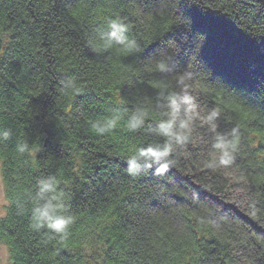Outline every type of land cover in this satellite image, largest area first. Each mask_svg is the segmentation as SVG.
<instances>
[{"label": "trees", "instance_id": "obj_1", "mask_svg": "<svg viewBox=\"0 0 264 264\" xmlns=\"http://www.w3.org/2000/svg\"><path fill=\"white\" fill-rule=\"evenodd\" d=\"M116 16L142 53L92 50L96 28ZM177 35L187 37L177 58L190 69L153 70L157 46ZM186 71L201 112L220 110L218 130L240 126L234 164L206 167L213 137L197 120L167 174L128 176L130 154L165 142L151 130L160 83L178 91ZM68 77L83 94L61 92ZM117 107L125 120L148 110L145 126L131 132L122 120L97 135L92 122ZM0 130L10 133L0 142L10 203L0 239L12 264H84L91 240L104 264H264V157L255 154L264 147V0H0ZM24 142L31 150L20 153ZM49 176L75 217L63 239L29 227V194Z\"/></svg>", "mask_w": 264, "mask_h": 264}, {"label": "clouds", "instance_id": "obj_2", "mask_svg": "<svg viewBox=\"0 0 264 264\" xmlns=\"http://www.w3.org/2000/svg\"><path fill=\"white\" fill-rule=\"evenodd\" d=\"M129 27L125 18L116 16L107 21L106 26L96 28L89 43L92 50L98 54L107 52L113 46L127 53L138 55L143 52L141 44L134 38H130ZM187 42V37H181L180 41L166 40L163 46L157 50L154 57L149 58V64L153 70L159 73H169L173 69L176 57L182 52V44ZM192 72L186 71L176 78L175 88L171 83L161 82L160 91L155 104L160 112L161 119L151 129L156 135L165 138L163 144L149 145L139 148L130 154L124 161L127 165L125 171L128 176L136 178L146 170H154L156 176H164L175 165L173 153L176 148L184 147L192 142L194 122L199 121L201 126H206L212 134L210 159L206 161V167H230L234 164L236 154L239 151L242 133L239 125L229 132H220L218 120L221 117L219 109L214 108L202 113L196 97L192 94L189 81ZM61 92L65 95L83 94V89L77 84L74 77H68L60 81ZM126 111V110H125ZM149 111L143 107L137 108L126 120L120 109L114 108L111 114L92 122L93 131L103 136L117 128L123 120L124 126L131 132L140 130L145 126ZM10 133L0 130V142L7 141ZM30 145L24 142L17 145L20 153L29 152ZM29 200L34 203L31 210V222L29 227L34 231L46 228L52 234L61 235V239L68 235L69 228L74 224L75 217L67 212L66 194L59 190V181L55 176H49L38 180L36 191L29 194Z\"/></svg>", "mask_w": 264, "mask_h": 264}, {"label": "rangeland", "instance_id": "obj_3", "mask_svg": "<svg viewBox=\"0 0 264 264\" xmlns=\"http://www.w3.org/2000/svg\"><path fill=\"white\" fill-rule=\"evenodd\" d=\"M188 24L190 25L189 22H188ZM174 28H175V26H174ZM187 31H189L190 35L193 34V32L191 31V28H188ZM172 39H175V40H177V42H179L181 39V36L177 35V36L171 37L170 40H172ZM153 43H155V42H153ZM153 43H151L150 46ZM218 44H220V43H218ZM162 46H163V43H160V45L157 46V48L160 49ZM176 61L180 62L179 63V66H180V65L185 64L187 60L184 62V61H182V59H179L176 57L175 63H177ZM189 62H191V61H187V66H188L187 68L190 69V67H189L190 63ZM175 65L176 64H174L173 67ZM9 206H10V203H9V200L7 197L6 184H5V181L3 178V173H2V162L0 160V221L7 216V211H8ZM91 241H90V244H88L87 247L85 246L82 250V255H83V259H84L83 263L84 264H104L102 257L100 255L101 252L99 253V249L93 247V244L96 242L94 240L92 242ZM10 256H11V253H10L9 247H7L5 245V243L0 239V264H12V260H11Z\"/></svg>", "mask_w": 264, "mask_h": 264}, {"label": "bare ground", "instance_id": "obj_4", "mask_svg": "<svg viewBox=\"0 0 264 264\" xmlns=\"http://www.w3.org/2000/svg\"><path fill=\"white\" fill-rule=\"evenodd\" d=\"M169 1H171V0H169ZM175 13V12H174ZM176 14V13H175ZM177 16H175L177 19H184V16H183V14H180V13H178V14H176ZM179 15V16H178ZM197 35H198V37H199V39H200V44H203V47H205L206 48V51H209V49H211V45H210V43L208 42V40L207 39H205V36L203 37V36H201L200 35V33H197ZM245 44V43H244ZM247 45V44H246ZM194 51H195V49H194V46L192 45V44H190V45H187V47H186V52L188 53V56L191 54L192 55V53H194ZM195 55H196V53H195ZM193 56V55H192ZM195 57V56H194ZM198 58V57H197ZM255 154L257 155V157H264V147L263 148H259L257 151H255ZM5 243V242H4ZM5 245L7 246V247H9L6 243H5ZM11 257V256H10Z\"/></svg>", "mask_w": 264, "mask_h": 264}]
</instances>
